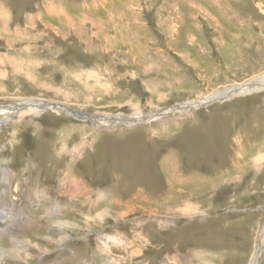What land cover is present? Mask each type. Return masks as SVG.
<instances>
[{
  "label": "rangeland",
  "instance_id": "obj_1",
  "mask_svg": "<svg viewBox=\"0 0 264 264\" xmlns=\"http://www.w3.org/2000/svg\"><path fill=\"white\" fill-rule=\"evenodd\" d=\"M261 78L264 0H0V103L152 117ZM191 109L0 115V264H264V88Z\"/></svg>",
  "mask_w": 264,
  "mask_h": 264
},
{
  "label": "bare ground",
  "instance_id": "obj_2",
  "mask_svg": "<svg viewBox=\"0 0 264 264\" xmlns=\"http://www.w3.org/2000/svg\"><path fill=\"white\" fill-rule=\"evenodd\" d=\"M250 84L251 85L249 87H240L239 88V86H234V87L219 91V92H217L211 96H208L204 99H201L199 101L190 102V103H187V104L182 105V106L184 109H191L193 107L197 108V107L205 106L214 100L222 101L225 99H229V98L237 95V93L238 94L239 93L244 94V93H250V92L258 91V90L264 88V78L254 80V81L250 82ZM42 103L43 102H41V101L31 100V101L23 102L22 104L19 103V105L15 108H13V107H8V108L0 107V115H3V114L7 115L8 112H11V111H20V112L21 111H26V112H34L35 111L36 112V111L41 110ZM119 117H120V119H119ZM121 118H122V116H118L117 121H120ZM148 118H150V117H146V116L140 115V114L134 115L132 118H130V120L128 121V124L130 125V124H136V123L144 122ZM117 121H113L109 118H106V119H101V122H99V123H101V125L109 126V125H113Z\"/></svg>",
  "mask_w": 264,
  "mask_h": 264
},
{
  "label": "water",
  "instance_id": "obj_3",
  "mask_svg": "<svg viewBox=\"0 0 264 264\" xmlns=\"http://www.w3.org/2000/svg\"><path fill=\"white\" fill-rule=\"evenodd\" d=\"M250 85H251L250 83L245 84V85H240L239 88L240 87H249ZM216 101H218V100H214V101L208 103L207 105L212 104V103H214ZM18 105H19V103H0V107H2V108L3 107L4 108H8V107L15 108ZM207 105L202 106V107H206ZM41 107H42L41 110H43V111H54V112L64 113L65 115L74 117L76 119L85 120V121L89 120V121H91V122H93V123H95L97 125H100L102 127H105V128L110 127V126L101 125V123H99V122H101V119L109 118V119H111L113 121H117V117L112 118V117L94 115V114H91V113L86 112V111L77 110V109L70 108V107H67V106H64V105L50 103V102H43ZM194 109L192 108L191 110H194ZM181 111H184L183 106L182 105H178V106H175V107L170 108L168 110H165L163 112L162 111L158 112L156 115H153L152 117H150L149 121L153 120L156 117H163L165 115L174 114L176 112H181ZM15 113L16 112L14 111V114ZM8 115H11V114H8ZM119 119H120V117H119ZM129 120H130L129 117H122L120 121H117L116 123H114L111 126H118V125L130 126L128 124Z\"/></svg>",
  "mask_w": 264,
  "mask_h": 264
}]
</instances>
